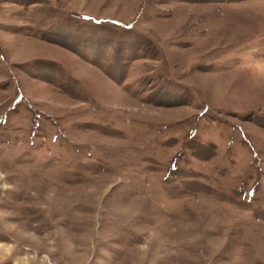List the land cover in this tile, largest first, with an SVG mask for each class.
Here are the masks:
<instances>
[{
  "label": "rangeland",
  "instance_id": "rangeland-1",
  "mask_svg": "<svg viewBox=\"0 0 264 264\" xmlns=\"http://www.w3.org/2000/svg\"><path fill=\"white\" fill-rule=\"evenodd\" d=\"M0 264H264V0H0Z\"/></svg>",
  "mask_w": 264,
  "mask_h": 264
}]
</instances>
